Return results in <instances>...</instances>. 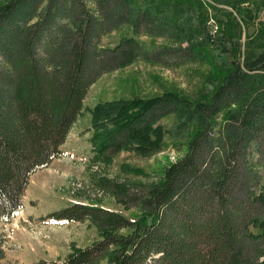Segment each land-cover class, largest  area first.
Listing matches in <instances>:
<instances>
[{"label": "trees", "instance_id": "trees-1", "mask_svg": "<svg viewBox=\"0 0 264 264\" xmlns=\"http://www.w3.org/2000/svg\"><path fill=\"white\" fill-rule=\"evenodd\" d=\"M197 1L0 2V221L17 214L31 175L63 154L60 145L99 76L139 58L178 67L221 47L224 36L196 14ZM124 23L136 35L104 45L102 37ZM144 34L166 43L148 49L138 37ZM227 60L230 69L209 99L165 92L93 109L95 160L126 149L151 156L167 134L179 151L145 180L126 176L140 171L129 165L123 179L108 180V190L138 214L73 201L42 218H89L99 239L32 262L7 259L0 243V264H264V47ZM170 113L179 119L167 127L160 119Z\"/></svg>", "mask_w": 264, "mask_h": 264}, {"label": "rangeland", "instance_id": "rangeland-1", "mask_svg": "<svg viewBox=\"0 0 264 264\" xmlns=\"http://www.w3.org/2000/svg\"><path fill=\"white\" fill-rule=\"evenodd\" d=\"M147 1L138 0L140 4ZM194 7L212 32L224 36L221 47L212 46L208 57L178 67L139 58L99 76L89 86L77 119L60 145L63 154L31 175L20 212L9 222L0 221V243L7 259L32 262L40 258H63L73 249L91 245L102 232L89 218L58 221L42 216L47 217L50 212L76 200L97 201L134 216L139 211L132 203L129 205L112 194L106 187L108 180L123 179L126 165L140 168L126 176L145 180L159 167L177 158L179 151L167 134L162 148L151 156L126 149L108 161L95 160L93 109L96 104L118 98L153 97L165 92L194 100L209 99L230 69L227 59L242 61L249 52L256 53L264 47L263 0H198ZM169 12L173 13L172 9ZM131 35H136L132 24L124 23L105 34L102 42L114 46ZM138 37L148 49L166 43L163 37L146 34ZM237 40L239 46L235 43ZM178 119L176 113H170L160 121L170 127ZM260 190L264 191V170L260 174ZM250 229L259 230L255 225H250Z\"/></svg>", "mask_w": 264, "mask_h": 264}, {"label": "crops", "instance_id": "crops-1", "mask_svg": "<svg viewBox=\"0 0 264 264\" xmlns=\"http://www.w3.org/2000/svg\"><path fill=\"white\" fill-rule=\"evenodd\" d=\"M49 219V218H48Z\"/></svg>", "mask_w": 264, "mask_h": 264}]
</instances>
